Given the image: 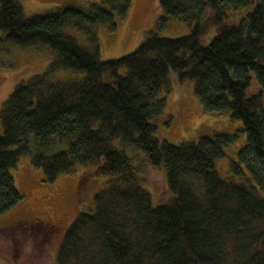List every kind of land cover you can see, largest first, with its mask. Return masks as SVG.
Masks as SVG:
<instances>
[{
    "label": "trees",
    "instance_id": "obj_1",
    "mask_svg": "<svg viewBox=\"0 0 264 264\" xmlns=\"http://www.w3.org/2000/svg\"><path fill=\"white\" fill-rule=\"evenodd\" d=\"M157 1L162 22H185L190 34L150 33L132 53L101 61L97 28L115 30L131 0L54 6L31 17L19 0H0V68L13 48L52 54L46 71L18 84L0 109V215L22 198L11 174L21 156L47 182L93 167L94 176L111 179L66 230L58 264H264V0ZM60 70L83 77L56 79ZM170 72L193 83L205 112L242 122L247 143L232 177H220L215 162L235 136L214 132L178 146L156 137L150 120L165 109L160 95L172 90ZM126 148L165 169L170 193L160 204L142 187ZM32 227L54 234L43 220Z\"/></svg>",
    "mask_w": 264,
    "mask_h": 264
},
{
    "label": "rangeland",
    "instance_id": "obj_2",
    "mask_svg": "<svg viewBox=\"0 0 264 264\" xmlns=\"http://www.w3.org/2000/svg\"><path fill=\"white\" fill-rule=\"evenodd\" d=\"M101 1L19 0L26 17L43 14L54 6L82 7ZM252 6L235 12L232 17L228 16L226 22L231 23V18L237 22ZM164 16L157 0H131L125 19L116 18L115 30L104 26L97 28L100 60L119 59L132 53L150 33L162 38H179L190 34L189 24L173 18H167L163 23L161 18ZM64 33L80 45H86L85 37L76 30L67 28ZM38 50L37 47L25 50L13 48L10 56L1 58L4 66L0 68V109L18 84L46 71L52 54L47 49ZM82 77L83 74L69 70H60L55 74L56 79ZM169 80L172 90L160 95L165 98V109L161 115L150 120L156 126V137L178 146L188 141L196 142L200 137H211L214 132L235 136L233 143L224 148V156L215 162L220 177H232L230 167L232 163H240L238 152L247 143L242 122L230 120L228 113L205 112L194 95L191 81L180 82L174 72L169 73ZM2 134L0 123V136ZM118 143L115 145L117 148L120 147ZM125 152L132 159V165L138 168L136 175L142 187L151 193L153 205L160 204V197L170 193L165 169L144 164L143 155L138 150L126 148ZM240 166L244 172L242 176L247 177L245 167ZM92 171L93 167H77L73 173L59 175L54 181L47 182L42 170L32 166L28 155L19 158L11 174L22 198L17 205L0 215V230L11 229L8 237H0V264H58L57 253L66 230L79 213L90 212L95 194L111 179L110 176H94ZM242 176L233 177V180L240 182ZM36 219L52 224L54 234L51 236L48 231L44 234L41 228L34 229L32 225Z\"/></svg>",
    "mask_w": 264,
    "mask_h": 264
},
{
    "label": "crops",
    "instance_id": "obj_3",
    "mask_svg": "<svg viewBox=\"0 0 264 264\" xmlns=\"http://www.w3.org/2000/svg\"><path fill=\"white\" fill-rule=\"evenodd\" d=\"M212 118H214V116H211Z\"/></svg>",
    "mask_w": 264,
    "mask_h": 264
},
{
    "label": "bare ground",
    "instance_id": "obj_4",
    "mask_svg": "<svg viewBox=\"0 0 264 264\" xmlns=\"http://www.w3.org/2000/svg\"><path fill=\"white\" fill-rule=\"evenodd\" d=\"M66 175H69V174H66Z\"/></svg>",
    "mask_w": 264,
    "mask_h": 264
}]
</instances>
